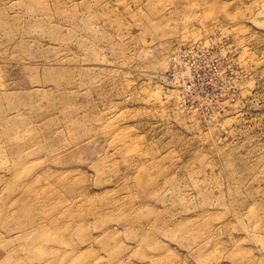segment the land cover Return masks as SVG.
Returning a JSON list of instances; mask_svg holds the SVG:
<instances>
[{"label": "rangeland", "instance_id": "obj_1", "mask_svg": "<svg viewBox=\"0 0 264 264\" xmlns=\"http://www.w3.org/2000/svg\"><path fill=\"white\" fill-rule=\"evenodd\" d=\"M0 264H264V0H0Z\"/></svg>", "mask_w": 264, "mask_h": 264}]
</instances>
